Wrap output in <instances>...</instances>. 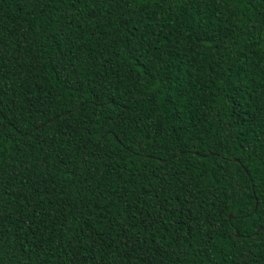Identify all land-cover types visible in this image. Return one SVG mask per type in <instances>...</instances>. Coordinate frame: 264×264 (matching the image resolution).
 Instances as JSON below:
<instances>
[{"label": "trees", "instance_id": "obj_1", "mask_svg": "<svg viewBox=\"0 0 264 264\" xmlns=\"http://www.w3.org/2000/svg\"><path fill=\"white\" fill-rule=\"evenodd\" d=\"M0 264H264V0H0Z\"/></svg>", "mask_w": 264, "mask_h": 264}, {"label": "water", "instance_id": "obj_2", "mask_svg": "<svg viewBox=\"0 0 264 264\" xmlns=\"http://www.w3.org/2000/svg\"><path fill=\"white\" fill-rule=\"evenodd\" d=\"M232 216L231 215H229V218H231ZM236 235H239L237 232H236Z\"/></svg>", "mask_w": 264, "mask_h": 264}]
</instances>
